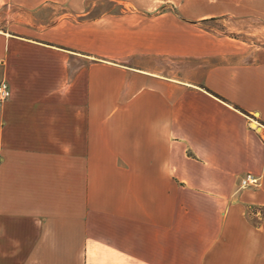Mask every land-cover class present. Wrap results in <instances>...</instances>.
<instances>
[{
  "label": "crops",
  "instance_id": "crops-1",
  "mask_svg": "<svg viewBox=\"0 0 264 264\" xmlns=\"http://www.w3.org/2000/svg\"><path fill=\"white\" fill-rule=\"evenodd\" d=\"M86 1L0 0V264H264V0H219L242 36Z\"/></svg>",
  "mask_w": 264,
  "mask_h": 264
},
{
  "label": "rangeland",
  "instance_id": "rangeland-1",
  "mask_svg": "<svg viewBox=\"0 0 264 264\" xmlns=\"http://www.w3.org/2000/svg\"><path fill=\"white\" fill-rule=\"evenodd\" d=\"M225 1V5H227L228 0ZM235 2L236 0L233 2L234 5L237 4ZM222 4L219 0H87L84 8L69 11L70 13H79L76 16L78 20H89L104 14L119 20L132 17L139 20H151L153 17L163 14L161 16L164 18H173L198 32L219 36L228 31H235L237 35L242 36V30L238 31L235 28L239 22L237 17L228 13L226 6ZM235 6L234 10L237 12H246L244 7ZM190 22H195V24ZM148 60L151 65L164 68L166 71L172 70L174 66H179L178 59L174 61L173 57L152 56ZM258 208L257 215L251 213L254 208L246 210L248 219L255 225L264 221V208L263 206H258Z\"/></svg>",
  "mask_w": 264,
  "mask_h": 264
},
{
  "label": "built area",
  "instance_id": "built-area-1",
  "mask_svg": "<svg viewBox=\"0 0 264 264\" xmlns=\"http://www.w3.org/2000/svg\"><path fill=\"white\" fill-rule=\"evenodd\" d=\"M10 96V88L6 80H0V103H3ZM259 123L252 118L250 126L255 130ZM260 185V177L251 172H246L240 178L239 188H257Z\"/></svg>",
  "mask_w": 264,
  "mask_h": 264
},
{
  "label": "trees",
  "instance_id": "trees-1",
  "mask_svg": "<svg viewBox=\"0 0 264 264\" xmlns=\"http://www.w3.org/2000/svg\"><path fill=\"white\" fill-rule=\"evenodd\" d=\"M255 209L254 210H257V209H259L258 207H254ZM263 208H264V206H263Z\"/></svg>",
  "mask_w": 264,
  "mask_h": 264
}]
</instances>
